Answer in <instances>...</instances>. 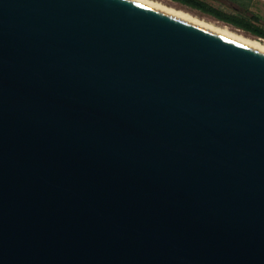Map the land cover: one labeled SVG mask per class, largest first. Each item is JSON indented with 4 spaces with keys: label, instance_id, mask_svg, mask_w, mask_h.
<instances>
[{
    "label": "water",
    "instance_id": "obj_1",
    "mask_svg": "<svg viewBox=\"0 0 264 264\" xmlns=\"http://www.w3.org/2000/svg\"><path fill=\"white\" fill-rule=\"evenodd\" d=\"M0 264H264V52L137 0H0Z\"/></svg>",
    "mask_w": 264,
    "mask_h": 264
},
{
    "label": "rangeland",
    "instance_id": "obj_2",
    "mask_svg": "<svg viewBox=\"0 0 264 264\" xmlns=\"http://www.w3.org/2000/svg\"><path fill=\"white\" fill-rule=\"evenodd\" d=\"M152 1L160 2V3H163L166 6L183 10V11L188 12L191 15L197 17L200 20H204L206 22L214 23V24H217V25H220V26H226L230 30H232L233 32L241 34V35H244L245 37H248V38H251V39H255V40H263V39L255 37V36H252L251 34L247 33L244 30L237 29V28H235V27H233L231 25H228L226 23L218 21V20L214 19L213 17H211L209 15H206V14H204V13L198 11V10L189 8L187 6H184V5L180 4V3H177V2H174V1H171V0H152ZM203 1L209 3L211 6H213L215 8H218V9H220V10L226 12V13L235 14V15H243V16H246L248 18H250L251 15L256 14V12L261 13V12H259L260 10H258V8L256 7V3H255L254 0H251L249 3L248 2L245 3L244 7L241 4V6L243 8L241 6H238V4L232 3L231 0H203ZM263 21H264V19H263ZM261 24L264 26V22H262Z\"/></svg>",
    "mask_w": 264,
    "mask_h": 264
},
{
    "label": "trees",
    "instance_id": "obj_3",
    "mask_svg": "<svg viewBox=\"0 0 264 264\" xmlns=\"http://www.w3.org/2000/svg\"><path fill=\"white\" fill-rule=\"evenodd\" d=\"M171 1L198 10L206 15L213 17L218 21L231 25L237 29L244 30L247 33L251 34L252 36L264 40V29L257 24L258 18L256 16H252V18L248 19L242 16L229 14L218 8L211 6L209 3L203 0H171Z\"/></svg>",
    "mask_w": 264,
    "mask_h": 264
},
{
    "label": "bare ground",
    "instance_id": "obj_4",
    "mask_svg": "<svg viewBox=\"0 0 264 264\" xmlns=\"http://www.w3.org/2000/svg\"><path fill=\"white\" fill-rule=\"evenodd\" d=\"M137 1L145 3L149 6H152L154 8L159 9V10H162V11L169 13L171 15H174L178 18H181L183 20H186L188 22H191L193 24H196L198 26H201L203 28H206L208 30H211L213 32H216L218 34H221L223 36H226V37L231 38L235 41H238L240 43H243L245 45H248L250 47H253L255 49H258V50L264 52V41L263 40H255V39L245 37L244 35L233 32L232 30H230L226 26H220V25H217L214 23L206 22L204 20H200L188 12H185L183 10L176 9L173 7L166 6L160 2H155L152 0H137Z\"/></svg>",
    "mask_w": 264,
    "mask_h": 264
},
{
    "label": "crops",
    "instance_id": "obj_5",
    "mask_svg": "<svg viewBox=\"0 0 264 264\" xmlns=\"http://www.w3.org/2000/svg\"><path fill=\"white\" fill-rule=\"evenodd\" d=\"M231 1L234 4H238V6H241V4H242V6L244 7L245 6L244 4L247 2L249 3L251 0H231ZM254 1L256 3V7L258 8V10H260L259 12H261V13L256 12V14L251 15L250 18H252V16H256L258 18L257 24L264 29V26L261 24L262 22H264L263 21V19H264V0H254ZM233 15H235V14H233ZM237 16H242V17L248 18V17L243 16V15H237ZM250 18H248V19H250Z\"/></svg>",
    "mask_w": 264,
    "mask_h": 264
}]
</instances>
